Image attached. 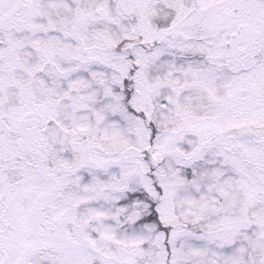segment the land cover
Masks as SVG:
<instances>
[{
	"label": "snow or ice",
	"instance_id": "1",
	"mask_svg": "<svg viewBox=\"0 0 264 264\" xmlns=\"http://www.w3.org/2000/svg\"><path fill=\"white\" fill-rule=\"evenodd\" d=\"M0 264H264V0H0Z\"/></svg>",
	"mask_w": 264,
	"mask_h": 264
}]
</instances>
